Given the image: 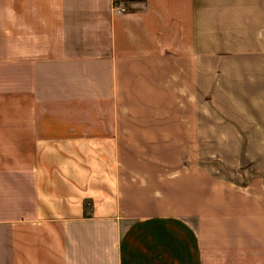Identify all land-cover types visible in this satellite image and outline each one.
Listing matches in <instances>:
<instances>
[{
	"label": "crops",
	"instance_id": "0c3cea01",
	"mask_svg": "<svg viewBox=\"0 0 264 264\" xmlns=\"http://www.w3.org/2000/svg\"><path fill=\"white\" fill-rule=\"evenodd\" d=\"M0 264H264V0H0Z\"/></svg>",
	"mask_w": 264,
	"mask_h": 264
},
{
	"label": "rangeland",
	"instance_id": "374dc122",
	"mask_svg": "<svg viewBox=\"0 0 264 264\" xmlns=\"http://www.w3.org/2000/svg\"><path fill=\"white\" fill-rule=\"evenodd\" d=\"M209 148H212V151L214 153H217V151H219V147L218 146L217 147H204V146H202V147L190 148L191 149L190 151H191L192 154L200 156L201 160H202V155L204 154V151L206 149H209ZM202 163H203V160H202Z\"/></svg>",
	"mask_w": 264,
	"mask_h": 264
},
{
	"label": "built area",
	"instance_id": "2783aa9c",
	"mask_svg": "<svg viewBox=\"0 0 264 264\" xmlns=\"http://www.w3.org/2000/svg\"><path fill=\"white\" fill-rule=\"evenodd\" d=\"M124 10V9H123Z\"/></svg>",
	"mask_w": 264,
	"mask_h": 264
}]
</instances>
